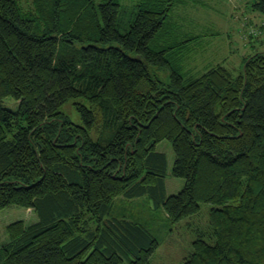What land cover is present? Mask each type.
Here are the masks:
<instances>
[{"label": "trees", "instance_id": "1", "mask_svg": "<svg viewBox=\"0 0 264 264\" xmlns=\"http://www.w3.org/2000/svg\"><path fill=\"white\" fill-rule=\"evenodd\" d=\"M102 1L0 0V210L37 219L6 226L0 264H150L157 239L112 213L142 196L171 224L213 206L214 242L182 264H264V51L238 76L187 75L170 32L181 0ZM164 140L184 180L169 196Z\"/></svg>", "mask_w": 264, "mask_h": 264}, {"label": "rangeland", "instance_id": "2", "mask_svg": "<svg viewBox=\"0 0 264 264\" xmlns=\"http://www.w3.org/2000/svg\"><path fill=\"white\" fill-rule=\"evenodd\" d=\"M101 2L95 0L96 5ZM120 3L132 8L135 0H121ZM254 3L255 0H181L173 7L170 17L177 22L176 39H187L183 38V32L197 35L183 44L184 49L192 47L195 51V64L200 70L196 76L211 67L206 66L208 62L211 65L223 63L234 76H238L242 72L243 58L264 51V13L255 9ZM210 31H214L211 36ZM7 101L4 105L7 103L13 108L15 103ZM64 112L73 122L80 123L70 106H66ZM156 150L164 153L167 159L163 178L165 195L179 193L184 187V180L171 175L175 158L171 144L161 141L156 144ZM212 207L202 203L196 214L171 224L165 219L162 208L153 211L147 196L132 200L118 197L112 203V213H122L128 219L137 220L157 239L159 246L151 256L150 264H182L194 240L201 238L208 243L214 242L209 226ZM18 220L29 224L37 219L32 210L17 205L0 210V246L8 241L6 226Z\"/></svg>", "mask_w": 264, "mask_h": 264}, {"label": "crops", "instance_id": "3", "mask_svg": "<svg viewBox=\"0 0 264 264\" xmlns=\"http://www.w3.org/2000/svg\"><path fill=\"white\" fill-rule=\"evenodd\" d=\"M199 2H201V1H199ZM176 24H177V22L171 18L170 19V27H172L174 29V31L171 29L170 32L174 35H176V26H175ZM213 32L214 31H210L209 35L211 36L213 34ZM182 36H183V38H187V39L180 40L179 42L186 41V43H187L190 40H193L194 38H196L197 35H192L189 32H183ZM196 59H197L196 54H195V51L193 50L192 47H190V48L188 47V48L183 50V52L181 54V60H183V63H182L183 64V70L187 75L196 76V74H199L200 70L197 68L198 66L195 64ZM208 59H210V58H208ZM207 64L208 65H206V66H211V67L214 65H217V64L224 65L223 63H212V65H211V62H208Z\"/></svg>", "mask_w": 264, "mask_h": 264}]
</instances>
